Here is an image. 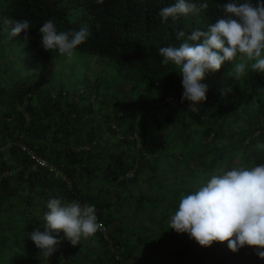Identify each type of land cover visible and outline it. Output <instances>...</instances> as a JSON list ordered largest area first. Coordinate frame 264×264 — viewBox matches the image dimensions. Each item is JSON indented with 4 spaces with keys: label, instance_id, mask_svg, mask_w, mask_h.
<instances>
[{
    "label": "trees",
    "instance_id": "trees-1",
    "mask_svg": "<svg viewBox=\"0 0 264 264\" xmlns=\"http://www.w3.org/2000/svg\"><path fill=\"white\" fill-rule=\"evenodd\" d=\"M175 2L0 0V264H73L77 252L85 264H264L252 247L205 248L169 228L182 194L232 167L264 164V73L248 62L244 77L226 78L225 62L205 75L206 100L190 108L179 70L157 51L206 31L232 0H189L208 7L162 21L160 9ZM6 19H27L28 38L10 36ZM49 19L58 32L89 29L74 61L100 65L101 75L56 86L51 72L67 61L41 47L38 29ZM51 198L94 205L108 239L97 230L73 246L53 233L61 243L48 260L40 256L29 234L43 231Z\"/></svg>",
    "mask_w": 264,
    "mask_h": 264
},
{
    "label": "clouds",
    "instance_id": "clouds-1",
    "mask_svg": "<svg viewBox=\"0 0 264 264\" xmlns=\"http://www.w3.org/2000/svg\"><path fill=\"white\" fill-rule=\"evenodd\" d=\"M103 3V0H97ZM208 4L176 0L170 6L160 9L162 21L196 13L206 9ZM223 15L206 31L193 30L186 36L183 30L177 39L185 38L184 43L159 48L162 63H171L182 76L184 89L182 102L188 101L190 108L206 100L208 86L201 83L207 73L218 71L225 62H232L239 54L240 62L234 63V79L246 75V68L264 73V0H236L222 6ZM11 25L10 36L21 33L28 38L31 27L25 20L6 19ZM40 44L45 50H55L71 60L77 47L90 36L87 27L75 32H58L49 19L39 27ZM192 42V43H189ZM226 91H231L227 89ZM44 213L43 231L35 229L29 238L40 249V256L48 260L61 243L53 233H63L71 245H78L81 239L95 234L101 226L97 222L94 205L72 200L62 202L51 198ZM169 228L177 233H187L201 247H209L213 242L227 241L230 251L249 246L264 260V164L253 167H232L222 174L212 175L195 191L182 194L178 207L170 216Z\"/></svg>",
    "mask_w": 264,
    "mask_h": 264
},
{
    "label": "rangeland",
    "instance_id": "rangeland-1",
    "mask_svg": "<svg viewBox=\"0 0 264 264\" xmlns=\"http://www.w3.org/2000/svg\"><path fill=\"white\" fill-rule=\"evenodd\" d=\"M83 60L84 59H82V61ZM239 60H240V57H239V54H238L237 59L235 61H232L230 66H227V68H225L226 69V71H225V77L226 78H234V72L232 71V66H233L234 63L239 62ZM65 61H67V62H63V64L61 65V68L60 69L58 68L59 69L58 71H56V72L52 71L51 72L52 80H54V83L56 84V86H58L59 88H62V89H65L66 87H68V89L78 88L79 85L82 83L84 73H87V71H88L87 74L91 77V79H93L95 76L101 75V73H102L101 72V66L97 65V64L93 65L94 68L92 70H89L87 67L82 66V64H80L78 62H75L74 61V57L71 60H68V58H66ZM22 75H23L24 78H26V74L24 72L22 73ZM206 78H207V81H209V77L206 76ZM38 79L40 80L39 77H38ZM42 85L43 86H48V80L45 79L43 81ZM140 97L141 96H139L138 94H135V95L133 94V98L132 99L134 101H139L140 102V100H141ZM150 137L155 139V137L152 136V135ZM148 142H149L150 146L155 143L154 141H151V140H149ZM157 146H159V144ZM164 170H165V168H164ZM155 181H157V178L155 179ZM132 192L134 194V197H138V195H139L138 191L135 188H133V187H132ZM140 208H142V207H139V209ZM163 214H164V211H163V208H162L160 210L159 217L161 218ZM138 216H139V214H138ZM160 218H159V220H160ZM168 221H170L169 217H168ZM126 223H130V221L129 222L128 221L123 222L122 226L125 225ZM131 223H135V222H131ZM129 225H131V224H129ZM137 232H140V231H137ZM137 232H136V235H137ZM141 233L142 232H140V234ZM141 241L142 240H140V238L137 239V242H136V247L137 248L142 247ZM77 249H78V247H77ZM140 256L144 257V254H142V252H141V253H139L138 257H140ZM81 257H82V254L77 252V254H75V256H74L75 260L73 261V264H85V262H83V258H81Z\"/></svg>",
    "mask_w": 264,
    "mask_h": 264
},
{
    "label": "built area",
    "instance_id": "built-area-1",
    "mask_svg": "<svg viewBox=\"0 0 264 264\" xmlns=\"http://www.w3.org/2000/svg\"><path fill=\"white\" fill-rule=\"evenodd\" d=\"M37 160H38L39 162L45 164L44 161H42V160H40V159H37ZM9 172L11 173L12 171H9ZM9 172H8V174H9ZM6 174H7V172H6ZM133 174H134V170L132 169V170H129V171L126 173V176H127V177H132ZM97 222L101 225V226L98 228V232H99V233H100L105 239H108V234H107V227H106V225H105L104 223L98 221V220H97ZM110 248H111V251H114V252H115V258H116L117 260L120 261V255H119V253L116 251V247H114L113 245H110Z\"/></svg>",
    "mask_w": 264,
    "mask_h": 264
}]
</instances>
